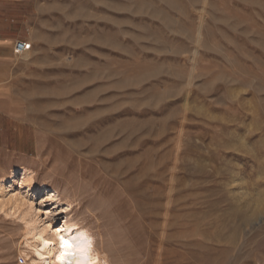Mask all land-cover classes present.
Listing matches in <instances>:
<instances>
[{
  "label": "rangeland",
  "instance_id": "rangeland-1",
  "mask_svg": "<svg viewBox=\"0 0 264 264\" xmlns=\"http://www.w3.org/2000/svg\"><path fill=\"white\" fill-rule=\"evenodd\" d=\"M18 166L41 189H8L0 264H30L34 218L113 264H264V0H0V176Z\"/></svg>",
  "mask_w": 264,
  "mask_h": 264
},
{
  "label": "bare ground",
  "instance_id": "bare-ground-1",
  "mask_svg": "<svg viewBox=\"0 0 264 264\" xmlns=\"http://www.w3.org/2000/svg\"><path fill=\"white\" fill-rule=\"evenodd\" d=\"M28 42L30 43V41ZM29 50L30 49L17 54L14 53L12 47L13 55L16 56L14 57V60L20 61L22 55ZM35 177V170L25 166H18L15 169L12 168L5 170V173L0 176V206L3 201L6 200L11 202V206H13L18 200L19 196L16 193L8 192V189L12 188L14 183H19L20 185L24 184L29 189L40 191V185H37L34 182ZM70 186L72 187V185ZM42 191L45 192L44 201L54 200V202H52L54 208H57L56 205L60 202L59 197L61 195L64 196V204L59 207L61 211L66 208H71L75 202L74 200L67 199L68 194H63L61 189L57 186L52 185L44 188ZM31 208H33L32 205L29 206V210ZM32 221L33 224L27 231L29 238L25 239V245L27 246L29 253L32 255L30 264H113L106 251L105 245L103 244V237L99 236L98 238L97 236V238H95L97 233L93 232L85 237L75 236L71 240V247L65 248L64 241L59 235V232L62 230L66 232L70 231L71 225L67 221H63L60 226L57 225L58 229L54 231H52L50 226L45 224L41 219L34 218Z\"/></svg>",
  "mask_w": 264,
  "mask_h": 264
},
{
  "label": "built area",
  "instance_id": "built-area-1",
  "mask_svg": "<svg viewBox=\"0 0 264 264\" xmlns=\"http://www.w3.org/2000/svg\"><path fill=\"white\" fill-rule=\"evenodd\" d=\"M30 47H31V44L28 41L19 39L15 41V43L13 44V51L14 53L18 54V53L27 51L28 49H30Z\"/></svg>",
  "mask_w": 264,
  "mask_h": 264
}]
</instances>
